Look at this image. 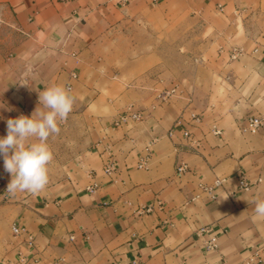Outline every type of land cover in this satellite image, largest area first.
Instances as JSON below:
<instances>
[{
    "label": "crops",
    "instance_id": "1",
    "mask_svg": "<svg viewBox=\"0 0 264 264\" xmlns=\"http://www.w3.org/2000/svg\"><path fill=\"white\" fill-rule=\"evenodd\" d=\"M120 1L0 0V13L53 53L48 56L57 60L58 82L75 86L71 70L94 36L112 24ZM127 1L162 11L178 5L195 15L214 8L252 14L237 23L240 33L232 45L242 54L228 57L222 73L233 100L208 101L200 122L183 113L182 126L200 140L199 147L180 133L163 136L151 147L146 169L136 166L144 147L171 128L178 115L168 117L165 105L150 100L140 127L112 128L110 136L69 161L55 159L52 152L49 183L38 194L9 195L11 175L0 156V264H128L135 258L142 264H240L257 248L264 258V220L255 217L252 203L264 200V180L243 190L236 178L252 182L264 169V0ZM23 77L0 59V137L7 135L8 119L30 117L38 107L40 91L23 87ZM247 115L262 118L258 132L239 130L238 120ZM213 126L221 135L213 134ZM108 156L116 163L111 174L103 171ZM180 161L190 171L178 176ZM215 178L226 181L217 199L210 200L197 182ZM13 223L27 233L14 235ZM210 235L216 247L205 250Z\"/></svg>",
    "mask_w": 264,
    "mask_h": 264
},
{
    "label": "rangeland",
    "instance_id": "2",
    "mask_svg": "<svg viewBox=\"0 0 264 264\" xmlns=\"http://www.w3.org/2000/svg\"><path fill=\"white\" fill-rule=\"evenodd\" d=\"M117 5L112 24L94 36L71 70L75 86L58 82L57 60L48 56L53 53L0 13V59L21 71L22 86L42 91L61 84L70 86L75 97L73 110L59 123L60 133L47 141L55 159L69 161L114 129L140 127L149 100L165 105L168 117L178 114L173 125L183 119V113L205 116L208 101L233 100L222 74L231 60L227 50L236 46L232 40L240 33L237 23L240 26L252 14L214 8L195 15L179 10L178 5L162 11L127 0ZM174 86L173 95L158 99L160 91ZM129 110L139 111L142 119L115 126L116 119Z\"/></svg>",
    "mask_w": 264,
    "mask_h": 264
},
{
    "label": "clouds",
    "instance_id": "3",
    "mask_svg": "<svg viewBox=\"0 0 264 264\" xmlns=\"http://www.w3.org/2000/svg\"><path fill=\"white\" fill-rule=\"evenodd\" d=\"M75 97L70 90L54 85L39 92L38 107L32 115L8 119L7 135L0 137V156L11 180L7 193L38 194L49 183V164L53 153L47 143L50 136L60 133L59 123L73 110ZM257 219L264 220V200L253 199Z\"/></svg>",
    "mask_w": 264,
    "mask_h": 264
},
{
    "label": "built area",
    "instance_id": "4",
    "mask_svg": "<svg viewBox=\"0 0 264 264\" xmlns=\"http://www.w3.org/2000/svg\"><path fill=\"white\" fill-rule=\"evenodd\" d=\"M241 54H242L241 48L235 46L229 52V59L236 60L239 58ZM72 76L75 77V74L73 73ZM261 85L264 88V75L261 78ZM68 89H70V86H68ZM175 91H176V87L174 86L169 89L160 91L157 97L160 101H165L168 97L173 95ZM191 118L197 122L201 121V116L194 113L191 114ZM141 119L142 116L139 111L129 110L128 113L120 115L114 122V125L118 126L130 120L134 122H139ZM176 124H177L176 127L170 128L163 134L155 135L153 138H151L148 141V143L144 147L146 154L138 160L136 164L137 168L140 169L147 168L148 159L150 158V149L153 146V144H155L163 136L173 138L177 133H180L183 138L187 139L190 142L191 146L199 147L200 140L195 141L191 131L186 127L184 128L182 126L181 121H178ZM261 126H262V118L257 115H247L242 117L240 120H238V128L241 132L254 134L260 130ZM212 132L215 135H221L222 130L217 126H213ZM115 170H116V163L111 159V156H108L103 164V171L107 174H111ZM188 171H190V169L185 162L180 161L176 164L175 167L176 175L181 176ZM236 178L238 182V187L240 189L246 190L248 189L251 183L259 184L264 180V169L252 182L246 180L242 175H237ZM225 181H226L225 178H215L212 182L208 183L200 179L197 182V189L200 193L205 194L210 200H216L219 194V190L224 187ZM10 229L14 235L27 233L26 228L24 226H20L17 223H13ZM28 242L30 244L33 242V237L30 234H28ZM215 247H216V237L214 235L208 236L204 242L205 250H212ZM259 252L260 249L257 248L250 255H248L247 258L243 260L240 264H264V258L260 255ZM128 264H142V261L135 258L132 259ZM181 264H186V263L183 262Z\"/></svg>",
    "mask_w": 264,
    "mask_h": 264
}]
</instances>
